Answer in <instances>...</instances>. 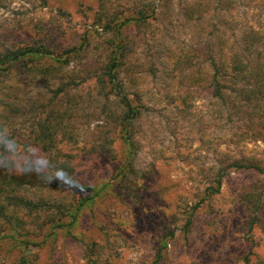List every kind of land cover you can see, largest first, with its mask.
Segmentation results:
<instances>
[{
  "label": "rangeland",
  "instance_id": "374dc122",
  "mask_svg": "<svg viewBox=\"0 0 264 264\" xmlns=\"http://www.w3.org/2000/svg\"><path fill=\"white\" fill-rule=\"evenodd\" d=\"M236 55L227 103H264V0H0V127L80 180L0 168V264H264Z\"/></svg>",
  "mask_w": 264,
  "mask_h": 264
},
{
  "label": "clouds",
  "instance_id": "9594fccd",
  "mask_svg": "<svg viewBox=\"0 0 264 264\" xmlns=\"http://www.w3.org/2000/svg\"><path fill=\"white\" fill-rule=\"evenodd\" d=\"M0 168L21 174L36 173L45 182L57 180L65 186H80L78 177L53 163L35 145L25 144L21 148L7 128L0 127Z\"/></svg>",
  "mask_w": 264,
  "mask_h": 264
},
{
  "label": "trees",
  "instance_id": "16d2710c",
  "mask_svg": "<svg viewBox=\"0 0 264 264\" xmlns=\"http://www.w3.org/2000/svg\"><path fill=\"white\" fill-rule=\"evenodd\" d=\"M129 20V19H127ZM69 50L68 52H70ZM16 53L8 54L7 58L10 59V61H16L18 60L21 56L26 54L24 51H15ZM229 61V68H223L222 66L224 63H219L214 57H211L210 63L214 69V74H213V80L216 85L215 88V94L219 97L220 101L224 104H231L232 108H236L241 111H246V110H251V111H264V103H256L253 107L248 103L247 99L244 97H241L240 93L244 91L243 87L241 89H238L239 96L235 98V95H230L229 96V102L227 103V97L225 96V91L229 86V89H232V84L236 82V84L239 83L238 76L239 74H244L245 71L252 69V65L249 63H243L241 57H232ZM263 67V64H260V67H255L254 70H259L260 68ZM228 85V86H226ZM235 92V90H233ZM132 112V111H131ZM235 167H255V165L251 164H241V163H233ZM258 170H262L261 167L256 166Z\"/></svg>",
  "mask_w": 264,
  "mask_h": 264
}]
</instances>
